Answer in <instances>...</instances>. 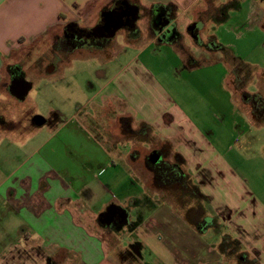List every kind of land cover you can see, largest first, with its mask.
Masks as SVG:
<instances>
[{"label":"crops","instance_id":"1","mask_svg":"<svg viewBox=\"0 0 264 264\" xmlns=\"http://www.w3.org/2000/svg\"><path fill=\"white\" fill-rule=\"evenodd\" d=\"M114 1L0 0V116L24 128L5 110L18 99L11 69L32 84L24 99L38 88L49 105L46 125L0 159V242L11 243L0 264H239L241 253L264 264V197L247 165L253 148L264 158V0H129L138 30L69 42ZM159 10L170 37L152 27ZM217 67L223 100L195 77ZM153 139L208 198L202 231L150 187ZM111 206L124 218L102 224Z\"/></svg>","mask_w":264,"mask_h":264},{"label":"rangeland","instance_id":"2","mask_svg":"<svg viewBox=\"0 0 264 264\" xmlns=\"http://www.w3.org/2000/svg\"><path fill=\"white\" fill-rule=\"evenodd\" d=\"M180 25H181V30L185 31L184 34L186 35V39L189 40L190 38L186 33L187 32L186 31L187 26H185V24L183 22ZM17 67H20V66H17ZM18 69L19 68H16L15 71L17 72ZM219 71H220L219 67L213 68V69L212 68L201 69V70L196 71L197 76H195V77L197 79L205 78L208 82H211V85H213L214 91L217 92L220 95V97H222L221 100H223V98H224L223 97L224 94L222 91L223 87L221 88L218 84L220 82L219 81V77H220ZM7 87L8 86H6V88ZM8 103L5 105V110L8 113V116L10 117L9 120H11V119L19 120L20 119V124H23L24 128H22L20 126V129L12 131V127H14V125H15V123H13V121L10 124L9 123H3L0 125V159L2 158V154H5V155L12 154L14 150L23 146L25 139H29L30 137H33L34 134L37 132L36 130H38V128L39 129L43 128V126H45L46 123H44L41 126L35 127V125L32 124L33 118L36 115L44 116L49 111L48 110L49 105L46 104L45 97L43 96L42 93H40V90L38 88H36L33 92H31L27 96L26 99H24V100L10 99L8 101ZM213 106H215V104H213ZM18 117H19V119H18ZM16 122H17L16 125H19V121H16ZM126 129L128 131V127ZM44 130H46V129H44ZM123 130H124V128H123ZM129 131H130V129H129ZM15 132H16V134H15ZM4 133H7V134L4 135ZM44 134H45V132H42V135H44ZM261 138L264 140L263 134L261 135ZM26 142H28V141H26ZM142 149L144 152L142 154L147 156V161H148L151 153L155 149L163 151L165 160H168L169 162H172V160H173V152H172L170 146L167 144H162V143L160 144L159 142H156V140H154V139L150 140V142H148L145 145V147H143ZM253 149H255V148H253ZM253 149H251V151H249L250 158L247 160V165L249 166V169H250L251 173L253 174V178H251V180L254 181V184L257 186L258 190H256V191L259 193L260 197H264V158H263V156L261 158H259L258 156L256 157L253 153ZM256 158H259V159L256 160ZM1 163L2 162L0 161V164ZM146 164L149 168L148 163H146ZM156 184L157 183L155 182V179H153V181L152 180L150 181V187H152V185L156 186ZM158 189H161V188H158ZM163 189L164 190H159L161 197H164V199H167L171 204H174L176 206H182L181 210L187 211L186 215L189 218L194 219L197 223H199V222L202 223L204 221L203 218L206 217V214L212 213V209L210 208V206L208 204H206L202 201H198L194 197H190L189 194L185 195L182 191H179L176 187H172L169 189L163 188ZM189 206H194V207L190 208ZM197 208L198 209L201 208V209L198 210ZM209 220H207V221L209 222ZM216 220L214 218V222ZM7 242H0V252L3 249H6L7 245H11V243L5 244ZM231 244L235 245V243H231ZM228 253L230 254V256H232V255L234 256V254H232L231 252H228ZM241 254H240V256L235 255L236 259H238L237 263H239V264H242L241 261H239L242 257ZM246 259H247V257H246ZM232 262L234 263V260L231 261V263Z\"/></svg>","mask_w":264,"mask_h":264},{"label":"flooded vegetation","instance_id":"3","mask_svg":"<svg viewBox=\"0 0 264 264\" xmlns=\"http://www.w3.org/2000/svg\"><path fill=\"white\" fill-rule=\"evenodd\" d=\"M132 6L133 5L131 4V1H129V0L128 1L127 0L114 1L108 8H106L103 11L106 13H112V12L123 13L122 23L116 21L115 19H112V17H110L111 15L110 16L102 15V16H100L96 25L93 28H91L90 30H87V31L84 30L83 31V30H80V28L70 30L69 32H67L66 37L70 43L75 42L78 45L84 44V43H85V45H87L86 43H88V44L93 45L94 43H106V42L112 40L117 35V33L122 29L138 30L137 22L141 18L140 12H138V13L135 12L133 10ZM164 13H165L164 10H159V11L154 12L151 15L152 27L154 29H156V31L160 32L161 36H163V37L169 36L170 37L173 35V32H174L173 27L172 28L168 27V29L163 31V29H165L169 25V23L163 29H161L162 25L169 19V17L165 16ZM108 21H110L112 26L107 27ZM118 25H121V27L115 32V34L113 36H109L111 34V32L113 31L114 27L118 26ZM100 35H102V37H100ZM12 76H13V80L23 78L22 75L19 73L13 74ZM3 123H5V118L0 116V125ZM154 151H157L159 154H161L163 156L162 160L164 159V154H163L162 150L155 149V150H153V152ZM107 218H110V220L106 219V216H102L100 218L102 224H105V225L117 224L120 221H122L124 216L117 209L115 211L112 210L111 213H109L107 215Z\"/></svg>","mask_w":264,"mask_h":264},{"label":"trees","instance_id":"4","mask_svg":"<svg viewBox=\"0 0 264 264\" xmlns=\"http://www.w3.org/2000/svg\"><path fill=\"white\" fill-rule=\"evenodd\" d=\"M82 45H85V43ZM13 70L14 69L10 70L12 75L14 74ZM142 131L144 130H139L138 132L133 130L131 133L133 135L136 134L138 135V133ZM184 164H185V159L179 153L175 154L174 160L172 162L163 159L160 160L159 162L153 163L151 160H148L149 168L153 171L154 179L155 182L157 183L156 187L162 189L163 188L169 189L172 187H176L179 191H182L185 195L189 194L190 197H194L198 201L207 202L208 198L201 192L199 186L192 181L189 174L186 173V171L184 170ZM200 209L201 208H199L198 210ZM203 223L205 224L201 225L200 223H197L198 224L197 227L200 231H202L204 226L207 225L205 220ZM231 243L233 242L231 241L229 242L225 239L222 245L224 246V249H229L231 247L230 246ZM231 253H236L235 248L231 249Z\"/></svg>","mask_w":264,"mask_h":264},{"label":"water","instance_id":"5","mask_svg":"<svg viewBox=\"0 0 264 264\" xmlns=\"http://www.w3.org/2000/svg\"><path fill=\"white\" fill-rule=\"evenodd\" d=\"M133 10L136 12L138 11L137 6H132ZM102 15H108L110 17H112V19H115L116 21L122 23L123 20V13H106L103 12ZM107 16V17H108ZM169 23V21H167L166 23H164L161 27V29H163L167 24ZM112 26V24L110 23V21H108V25L107 27ZM121 27V25L115 26L113 31L111 32V34L109 36H113L115 34V32ZM102 31V30H101ZM100 37H102V35H100ZM31 82H29L28 80H26L25 78L22 79H15L12 81V83L9 86V90L10 93L12 95H14L15 97H17L18 99L23 100L26 95L29 93L30 89H31ZM33 122L37 125V126H41L46 122V119L41 116V115H36L33 118ZM163 156L161 154H159L157 151H154L151 156H150V160L153 163L159 162L160 160H162ZM118 208L116 206H111L104 214H102V216H106V219L110 220V218H107V215L109 213H111V211H115Z\"/></svg>","mask_w":264,"mask_h":264},{"label":"bare ground","instance_id":"6","mask_svg":"<svg viewBox=\"0 0 264 264\" xmlns=\"http://www.w3.org/2000/svg\"><path fill=\"white\" fill-rule=\"evenodd\" d=\"M28 51V50H27ZM20 60V59H19ZM13 65V64H12ZM52 74V73H51Z\"/></svg>","mask_w":264,"mask_h":264}]
</instances>
